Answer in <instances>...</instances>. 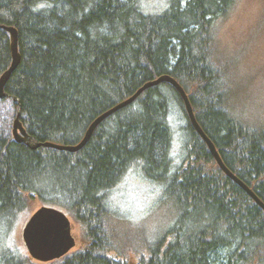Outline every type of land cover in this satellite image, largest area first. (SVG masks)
I'll use <instances>...</instances> for the list:
<instances>
[{"label":"trees","instance_id":"obj_1","mask_svg":"<svg viewBox=\"0 0 264 264\" xmlns=\"http://www.w3.org/2000/svg\"><path fill=\"white\" fill-rule=\"evenodd\" d=\"M234 5L166 0L153 13L143 0H0V75L11 62L4 26L16 28L20 54L0 99L12 108L0 125L3 239L33 199L65 211L82 234L60 258L3 248L0 264H264L263 209L216 164L170 83L143 90L73 152L18 142L10 124L19 112L31 141L76 144L96 116L168 74L225 166L264 202V107L246 99L237 54L216 34ZM135 166L170 209L152 234L110 207V192Z\"/></svg>","mask_w":264,"mask_h":264},{"label":"rangeland","instance_id":"obj_2","mask_svg":"<svg viewBox=\"0 0 264 264\" xmlns=\"http://www.w3.org/2000/svg\"><path fill=\"white\" fill-rule=\"evenodd\" d=\"M143 6L148 12H159L166 7V0H143ZM216 34L224 46L237 54L238 61L235 59L233 68L240 69L248 81L246 99H249L251 103L259 101L260 105L254 106L256 109L264 107V0H235L230 13L218 20ZM236 66L238 68H235ZM246 99L244 98V104H240L236 110L242 115L248 110L247 102L245 104ZM11 112L9 101L0 104V125L8 119ZM12 123L13 120L10 122L11 126ZM173 145L172 152L177 160L179 158L177 156L181 155V145L177 139ZM156 187L158 188L157 185H153V182L144 178L140 167L135 166L110 192L108 196L110 207L112 209L119 207L131 221L129 224L131 228H147L152 234L155 228L166 226L171 216L169 207L159 204L160 192L155 191ZM41 205L37 199L30 200L27 208L18 214L13 227L7 228L4 239L3 232L0 230V241L4 240L0 243V252L3 248H9L30 256L22 240L21 232L29 216ZM69 218L72 233L76 239V245L71 249L73 250L81 246L82 234L77 221L71 216Z\"/></svg>","mask_w":264,"mask_h":264},{"label":"water","instance_id":"obj_3","mask_svg":"<svg viewBox=\"0 0 264 264\" xmlns=\"http://www.w3.org/2000/svg\"><path fill=\"white\" fill-rule=\"evenodd\" d=\"M4 28L9 33L11 62L9 67L0 75V99L8 96V94L4 91V85L7 82L11 72L15 70L20 61L17 42V30L13 26H4ZM160 82H168L176 89L183 101L184 108L191 125L207 145L211 155L216 161V164L228 177H230L235 183H237L264 211V202L259 199V197L253 192V190H251V188H249L241 179H239L225 166L214 143L198 124L186 92L184 91L182 86L168 74H162L150 81L145 82L132 95L119 101L111 108L96 116L86 128L81 140L76 144H60L51 141H31L29 134L26 132L21 121L19 120V112H17L12 123L11 129L13 138L18 142L26 143L32 148H36L38 146H46L58 150H67L72 152L76 151L87 142L95 127L104 118L117 111L118 109H121L130 104L146 88L157 85ZM13 100H16V98L13 97ZM21 236L30 257L40 262H48L60 258L67 254L76 245V239L72 233L71 221L69 216L62 209L46 204H42L32 212L22 228Z\"/></svg>","mask_w":264,"mask_h":264},{"label":"snow or ice","instance_id":"obj_4","mask_svg":"<svg viewBox=\"0 0 264 264\" xmlns=\"http://www.w3.org/2000/svg\"><path fill=\"white\" fill-rule=\"evenodd\" d=\"M45 6H46V5H43V4H42V5H40V7H45Z\"/></svg>","mask_w":264,"mask_h":264},{"label":"bare ground","instance_id":"obj_5","mask_svg":"<svg viewBox=\"0 0 264 264\" xmlns=\"http://www.w3.org/2000/svg\"><path fill=\"white\" fill-rule=\"evenodd\" d=\"M141 86H142V85H141ZM141 93H142V92H141ZM141 93H140V94H141ZM113 113H114V112H113ZM90 123H91V122H90ZM56 150H57V149H56Z\"/></svg>","mask_w":264,"mask_h":264}]
</instances>
